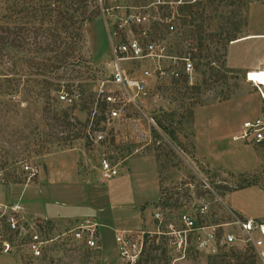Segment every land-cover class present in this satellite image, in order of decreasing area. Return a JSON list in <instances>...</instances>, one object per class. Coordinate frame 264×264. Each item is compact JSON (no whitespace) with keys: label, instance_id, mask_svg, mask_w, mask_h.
Returning <instances> with one entry per match:
<instances>
[{"label":"rangeland","instance_id":"obj_1","mask_svg":"<svg viewBox=\"0 0 264 264\" xmlns=\"http://www.w3.org/2000/svg\"><path fill=\"white\" fill-rule=\"evenodd\" d=\"M155 1L103 0L108 12L98 6L85 26V41L71 46L63 12L77 15L84 0H0V25L19 27L28 42L15 47L7 42V30L1 33L0 202L19 204L24 219L45 221V237L95 218L101 245L71 251L53 240L33 257L26 237L2 217L0 264H262L248 246L217 253L199 248L193 231L178 250L166 231L169 222L184 228L178 215L193 211L198 196L210 201L208 215H198V222L228 221L229 209L264 218V142L233 138L244 119L264 111V0ZM123 8L146 16L145 34L133 28L135 35L166 40L173 52L191 56L195 71L192 78L150 80L143 111L128 107L95 142L85 129L91 118L102 127L97 93L110 67L107 25ZM69 50L82 54L74 65L79 72L61 66L43 73L28 59ZM141 66L130 71L137 75ZM61 91L73 94V102L62 100ZM65 110L71 124L57 119ZM102 157L117 164L115 177L102 179ZM124 230L131 246L142 245L130 263L120 257L115 240Z\"/></svg>","mask_w":264,"mask_h":264},{"label":"built area","instance_id":"obj_2","mask_svg":"<svg viewBox=\"0 0 264 264\" xmlns=\"http://www.w3.org/2000/svg\"><path fill=\"white\" fill-rule=\"evenodd\" d=\"M97 7L105 12L103 0H95ZM156 3L164 4L165 0H156ZM108 12V11H107ZM146 16L140 11L128 12L121 9V15L110 26L107 25L111 38L110 67L106 77L101 80L98 90V99L103 105L102 127L93 126L91 118L85 131L95 142L105 137L106 129L122 119L128 107L142 110L141 103L147 95V88L153 78L176 77L186 75L192 78L195 71L194 63L190 55L173 52L164 39L144 40L142 36L133 33V28H143L145 34ZM167 24L171 19L164 18ZM173 29V25L169 24ZM135 64H142L138 74L132 73L131 68ZM190 81V79H189ZM59 97L67 103H72L74 95L61 91ZM143 111V110H142ZM235 139H242L254 143L264 142V111L254 117L244 119L240 124L238 133L233 135ZM25 169L35 170L28 164ZM99 171L102 179L115 177L119 172L117 164L108 158L102 157L99 161ZM203 186L212 189L205 178H202ZM264 188V184H263ZM3 207L10 206L13 212H5ZM19 204L7 205L0 202V218H4L8 228L26 237V247L33 257L43 255L44 248L49 241L55 240L67 250L90 251L99 248L100 222L91 217H85L72 226L65 225L61 231L51 237H45L43 225L45 221L39 219H24L20 215ZM210 211V201L204 196H198L197 205L193 211H182L178 220L184 228H175L169 222L166 232L174 237L178 250L184 249L187 241V231H193L196 246L207 248L214 253L229 248L242 249L248 246L254 255L264 264V218L246 217L237 210L229 209L231 219L228 221L198 222L197 216L206 217ZM127 230L116 234L119 255L126 263L134 260V254L140 252V246L130 243L126 236ZM4 250H8L10 244L3 242ZM136 255V254H135Z\"/></svg>","mask_w":264,"mask_h":264},{"label":"trees","instance_id":"obj_3","mask_svg":"<svg viewBox=\"0 0 264 264\" xmlns=\"http://www.w3.org/2000/svg\"><path fill=\"white\" fill-rule=\"evenodd\" d=\"M98 11L99 10H98L97 4L95 3V0H84V3L81 4L80 11L78 12L77 15H74L72 12L71 13L63 12L64 17L69 19V22H70L65 25V28L67 30L68 36L70 35L73 39L72 41H70L71 46H73L74 43H78L81 45L85 41V38H84L85 26L89 21H92L94 19ZM18 29L20 28L17 26L3 27L2 25H0V41L3 39V36L1 34L2 31L7 30V32L9 33L8 38H10V39H7V42L10 45L16 47L15 43L25 41V37H24L25 34L20 33ZM34 38H35L36 43L43 42V40L40 41V37L38 38V35H36ZM46 38H47L46 36H43V39H46ZM25 43H28V42L25 41ZM81 55L82 54L80 53L75 54L72 50H69L65 52V54H62V55L57 53L53 55L45 54L44 56H41L39 52H37L36 54H33V56H30L28 59H29L31 66H35L37 70L40 68V70L43 71V73H45L46 70L57 72L58 69L62 66L63 72H68L70 74V73H73V71H76V72L80 71L79 68H75L74 65H76V62L79 60ZM34 57H37L38 59L34 60ZM76 59L78 60L76 61ZM73 76L75 75H72L71 77ZM43 81H45L47 86L51 84V81H48L46 79H43ZM102 114H103V107L101 110L100 121H102V118H103ZM70 117H71L70 113L65 110L62 113V118L57 117V119H61L63 122H66V124L68 123L71 124L69 120ZM69 135H70V132H68L65 138L69 137Z\"/></svg>","mask_w":264,"mask_h":264},{"label":"bare ground","instance_id":"obj_4","mask_svg":"<svg viewBox=\"0 0 264 264\" xmlns=\"http://www.w3.org/2000/svg\"><path fill=\"white\" fill-rule=\"evenodd\" d=\"M263 75H264V72H261L260 76H261L262 79H264Z\"/></svg>","mask_w":264,"mask_h":264},{"label":"crops","instance_id":"obj_5","mask_svg":"<svg viewBox=\"0 0 264 264\" xmlns=\"http://www.w3.org/2000/svg\"><path fill=\"white\" fill-rule=\"evenodd\" d=\"M242 215V214H241ZM243 216H246V217H252V216H250V215H243ZM101 224H104L103 222L101 223ZM101 246V245H100Z\"/></svg>","mask_w":264,"mask_h":264}]
</instances>
